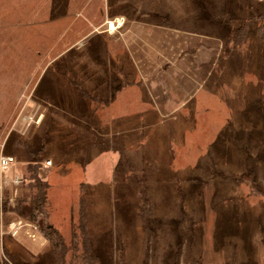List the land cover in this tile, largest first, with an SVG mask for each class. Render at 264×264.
<instances>
[{"label": "rangeland", "instance_id": "1", "mask_svg": "<svg viewBox=\"0 0 264 264\" xmlns=\"http://www.w3.org/2000/svg\"><path fill=\"white\" fill-rule=\"evenodd\" d=\"M159 3L161 7L157 0H0V156H13L15 172L26 180L23 186L0 193L2 258L13 264H83L78 259L83 231L92 247L86 264H264V140L260 139L264 102L259 108L252 106L251 129L238 131V137L240 133L258 136L251 145L248 138L233 144L223 138L224 130L215 129L217 136L208 138L215 144L188 146L186 139L199 137L188 130L193 131L194 124H208L197 110L189 117V106L198 109L200 105L196 98L183 100L170 114H154L141 95L147 90L142 80L139 87L130 85L133 90L128 94L139 96L142 103L133 104V109L128 98L124 99L127 106L119 99L105 105L101 96L112 95L111 89L84 88L89 70L84 66L89 60L86 52L93 58L99 53L92 48L97 43L94 34L103 33L105 22L114 17L137 22L151 7L163 8L164 2ZM169 3L175 29L197 27V17H189L192 24L181 17L188 8L185 0ZM213 5L197 3L193 10L207 15L201 19L202 31L225 42L234 32L219 33L212 27L214 19L203 12ZM238 5L240 9L244 4ZM248 20L246 32H254L251 36L259 42L251 47L250 56L258 63L264 56V51L260 54L264 30L257 16ZM188 36L189 41L197 37ZM173 38L172 56L191 53L200 45L191 41L192 48H185L181 44L186 37ZM198 42L210 49H200L203 66L192 73L196 78L219 76L214 83L218 93L223 79L231 74L226 58L237 46L223 48L218 41L212 44L200 37ZM216 44L219 51L211 48ZM126 62H135L141 79L149 73L162 75V69L148 64L146 58L129 60L127 56ZM97 63L96 72L88 77L114 73L111 65L104 71L103 62ZM172 79L171 94L185 92L184 80ZM204 92L208 93L206 88ZM24 93L33 94L48 114L40 128L22 136L19 128L9 131V125L23 106ZM209 99L216 101L215 108H227L213 94ZM90 132L99 133L94 142L84 135ZM47 160L52 167L44 169ZM35 176L46 187L48 222L63 242L58 253L38 233H33L34 238L23 231L16 238L7 233L9 222H29L23 199ZM16 207L23 214L16 213Z\"/></svg>", "mask_w": 264, "mask_h": 264}, {"label": "crops", "instance_id": "2", "mask_svg": "<svg viewBox=\"0 0 264 264\" xmlns=\"http://www.w3.org/2000/svg\"><path fill=\"white\" fill-rule=\"evenodd\" d=\"M159 1L164 2L163 8L158 10L155 7H151L147 15L142 14L141 17H138L139 21L135 22V20L127 19L123 27L113 34L107 33L106 30L102 31L103 33L98 32L94 34V36H96L94 40H97V43H95L92 48H97L99 53L96 58H93L89 51L86 52V56L89 57V60L84 62V66L89 67V70L87 75L84 76L83 82L86 83H83L84 88L88 90H91L90 88L111 89L113 91L112 95L107 93L101 96L103 101L106 102L104 103L105 105H109L114 99H116V101L119 99L121 105L127 106L124 99L128 98L132 102V105L129 106H132L133 109V104L142 106V103L138 102L139 96L134 97L128 94L133 90L130 85L139 87L142 80V85L147 90H144L141 95L147 101L145 104L149 103L152 105L154 114H156V111L160 114H170L182 104L183 100L189 101L196 98L200 105H197L198 109H195V106H189L190 113L188 114L191 115L189 117L192 118L194 115L193 112L197 110V113L202 112L204 114L203 119L208 124L206 126L203 125V127H197V125L194 124L193 128H191L193 131L188 130V133H192L193 136L197 135L199 137L186 139V145L198 146L215 144L208 139L215 135L217 136V131L215 129L224 130L225 134H223V138L233 140V144H240L241 142L246 141L244 138H248V144L251 145V139H258V136L251 137V135H247L246 133H240V136L242 135L243 137L242 138L238 137V131L251 129L248 125L253 121L251 111L252 106L256 105L259 108L264 102V56L262 53L264 48L260 50V54L263 57H259V62L257 63V59H253L252 56H250L252 55L250 53L251 47L259 43L257 37L251 36L254 32L249 31L250 33L246 34L245 38L240 43L233 42L231 36H229L225 42H220L219 36L210 37L211 33L203 32L205 31L204 27L200 28V23L203 24L201 19L207 15L198 14L200 11L197 9L193 10V8L196 7L197 3H215L211 10L203 12L209 14L208 16L214 19L212 21V27L216 31L219 33L220 31L223 33L226 32L230 35L233 32L235 34L236 31L246 22L249 23L248 19H250L251 16L258 17L264 15V0H185L186 3H188V8H186L185 16L181 17L186 18L187 24H192L194 22V20L190 21L189 17H197L195 22L198 23L196 28H194L193 25H190L189 28L186 27L185 29H175L177 28V25L173 24V15L171 13L172 7L169 0H157L158 6L161 7ZM238 3L244 4L241 5L242 8L239 9ZM239 11L244 12L241 14ZM144 18L145 20H142ZM239 18H242V20L238 21ZM175 33H180L183 36L175 35ZM102 35L103 37H98ZM188 35L197 36L191 41H195L200 45H196L194 49H190L193 51L191 53H181L179 56H172V42L173 39H175L173 36L181 40L186 37V41H184L185 43H182L181 46L185 44V48H192L191 41L188 40ZM199 37L211 41L212 44L213 42L218 41V43L223 45V48H225V46H237V48L232 51L231 55L229 54L226 58V63L228 64L227 70H229L231 74L229 77L223 79L220 84L222 87L221 91L218 93L214 90V83L220 79L219 76L215 77V75H212V77H210L208 74L205 78L202 76L196 78L194 77L196 74L192 73L194 70H198L200 66H203L201 63L202 61L199 60V55L202 54L200 49L206 51L210 49L203 45V43L198 42ZM104 44L107 45L108 49H103ZM74 46L77 47L76 43ZM83 47L85 46L83 45ZM211 48L216 51L220 50L218 44ZM125 49L128 51L127 55H123ZM149 50L153 51V56H151V54L149 55ZM206 51L204 53L209 56ZM127 56L129 60H131L132 57L133 59L146 58L148 64L151 63L152 65L159 67L160 70L162 69V75L160 76L156 73H149L144 74L141 79L139 69H137L135 62H126ZM92 59L95 64L91 62ZM99 61L101 63L103 62V67H105L104 71L107 70V65H111L114 73L110 75L106 72V77H103L101 74L88 77L89 72L95 71V66H98L97 62ZM214 63H216V61ZM157 65L162 66V68ZM173 68L176 70V73L174 74H172ZM134 71H136L135 76L132 75ZM175 76L182 78L185 84V92L178 96L171 94L172 77ZM155 83H163V85L156 87ZM210 83L211 85L209 86ZM205 88L208 93L204 92ZM211 94H213L214 97H217L219 104H223L227 108H215L214 104L216 101L209 99V95ZM221 95L223 98L220 97ZM92 97L97 99L96 95H93ZM223 113H226L228 117H224ZM47 114L48 111L46 109L44 121ZM41 126L35 128H40ZM67 126L70 127L71 124L65 125V127ZM65 127L61 126L60 129ZM74 128L78 131H85V128L82 126H76ZM230 129H232V131L227 132V130ZM87 134H84L87 136V139L94 142L95 139L93 138H96V135L99 133L95 132L93 135L90 132ZM239 139L242 141L238 142L237 140ZM260 139L264 140V133H262ZM214 140L217 141V139ZM217 144L225 145V143L221 142ZM44 163V169L50 168L44 167ZM15 168L16 167L13 169V173L17 174Z\"/></svg>", "mask_w": 264, "mask_h": 264}, {"label": "built area", "instance_id": "3", "mask_svg": "<svg viewBox=\"0 0 264 264\" xmlns=\"http://www.w3.org/2000/svg\"><path fill=\"white\" fill-rule=\"evenodd\" d=\"M125 21L123 18H114L113 20L106 21V32L113 34L118 29L123 27ZM24 100L23 106L17 112L15 119L9 125V131L19 128L17 131L22 136L29 130L42 125L45 118V109L42 104L34 101V95H27L24 93L21 96ZM20 123V127L17 123ZM17 162L13 156L1 155L0 156V193L4 188H18L24 185L25 180L18 174L13 173V169ZM51 166L50 161H45L44 167ZM3 176L5 178L3 179ZM8 235L16 238L23 231V235L34 238L33 233H38L35 225L24 222L22 220H13L7 225Z\"/></svg>", "mask_w": 264, "mask_h": 264}, {"label": "trees", "instance_id": "4", "mask_svg": "<svg viewBox=\"0 0 264 264\" xmlns=\"http://www.w3.org/2000/svg\"><path fill=\"white\" fill-rule=\"evenodd\" d=\"M257 20L260 21V24L262 26V29L264 30V15L258 16ZM249 26V23L246 22L243 26H241L236 33L232 36L233 42L240 43L246 36L248 32H246L247 27ZM33 172H36L35 169H33ZM248 176H244V179L246 180ZM31 182L28 184L27 188L29 190V193L27 196L24 197L23 201L26 199L27 201V211L26 216L28 217L29 223L35 225L38 229V233L42 237L43 240H45L46 243L50 244L53 248L54 253H58L59 249L62 246V239L60 235L58 234L57 230L52 227V225L48 222V211H47V199H46V193H45V185L41 184L40 181L35 178H31ZM31 193V194H30ZM19 205V204H18ZM6 206L5 204L2 205L1 210L2 212H6L5 210ZM16 213L23 214L21 212V208H17L15 210ZM80 247H79V255L78 259L83 262V264H86L85 261L89 258L92 251L91 244L85 235V233L82 231V239L79 240ZM76 246L72 247V250L75 251ZM22 263V262H21ZM18 263V264H21ZM0 264H13L12 261H8L1 257L0 255ZM28 264V263H25ZM36 264V263H34Z\"/></svg>", "mask_w": 264, "mask_h": 264}]
</instances>
